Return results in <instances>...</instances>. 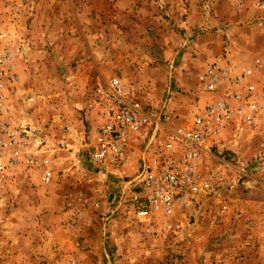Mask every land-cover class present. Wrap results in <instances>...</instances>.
Returning a JSON list of instances; mask_svg holds the SVG:
<instances>
[{"label": "rangeland", "instance_id": "obj_1", "mask_svg": "<svg viewBox=\"0 0 264 264\" xmlns=\"http://www.w3.org/2000/svg\"><path fill=\"white\" fill-rule=\"evenodd\" d=\"M6 49L16 84L0 81V91L16 125H27L24 110L50 129L60 110L81 129L98 128L92 97L113 77L153 114L165 109L190 125L222 98L201 84L207 68L264 59V0H0V54ZM66 127L50 185L40 182L41 169L21 166L0 176V264H264V194L251 183L245 198L246 169L264 183V116L252 128L229 127L198 163L213 187L193 208L172 220L137 218L140 225L133 214L110 213L118 200L109 198L112 178L101 180L73 155L83 134L75 126L78 135L63 140ZM46 136L57 139L55 132ZM114 173L122 170L104 174ZM97 192L105 204L86 206ZM67 193L74 198H63Z\"/></svg>", "mask_w": 264, "mask_h": 264}, {"label": "built area", "instance_id": "obj_2", "mask_svg": "<svg viewBox=\"0 0 264 264\" xmlns=\"http://www.w3.org/2000/svg\"><path fill=\"white\" fill-rule=\"evenodd\" d=\"M0 81L16 84L7 49L0 54ZM200 82L208 92H221L222 98L196 113L190 125L177 124L165 109L153 114L117 77L97 86L90 108L97 110L101 121L97 139L85 154L87 162L111 171L122 170L132 160L138 164L123 179L124 192L114 207L126 205L141 220L155 214L172 220L179 211H189L211 189L197 173L198 163L211 155L229 127L252 128L264 116V102L259 100L264 92V59L256 58L244 68L216 62L202 73ZM11 110L9 98L0 91V176L21 166L44 169L49 161L42 142L32 138L28 126L10 120ZM51 178V172L44 171L43 181ZM75 211L82 219L83 213Z\"/></svg>", "mask_w": 264, "mask_h": 264}, {"label": "crops", "instance_id": "obj_3", "mask_svg": "<svg viewBox=\"0 0 264 264\" xmlns=\"http://www.w3.org/2000/svg\"><path fill=\"white\" fill-rule=\"evenodd\" d=\"M88 112L89 113H93L90 109H88ZM20 113L23 114V120H24L23 122H24V124H27V125H24V126H28L31 129V134L33 135L32 138L37 139L39 142H42V147L44 148L43 150L45 152L44 158L49 161V165L47 167H45L44 169H42L41 171L43 173H44V171L51 172L52 178H51V180L48 183L43 181V179H42V181H40V182L43 185H46V186L50 185L53 182V180L56 177V175L58 174V172L56 170V166L58 165L57 161L60 158V153L63 151V147L62 146L64 145V143H63V141L61 139V137L63 136L62 134H65V132H63L64 131L63 130V126L66 125L67 127H69L68 132L66 131V133H67L66 136L68 135L69 137H66V139H63V140H67L68 142L70 141V139H68V138H70L72 135H74V133L75 134L77 133L75 131V126H77V127H79L78 131H80L81 135L82 134L83 135H82V138H80L81 140L77 141V145L78 146H74L75 150L73 149V151H72L74 153L73 155L75 157H79L81 159V163L85 164L86 168L90 169V171H95V172L99 173L98 175L100 177L104 178V179H101V180H105V176L107 178H109V177L112 178V181L114 182V187H113V193H111L109 195V198H111V196H113V197H115V199H118L121 196V194L124 192L123 183H125V182H124L123 179L126 178V177H129L130 175L133 174V169H136L137 166H138L137 159H136L135 162L132 160L126 167L122 168V175H118V174H115V173L113 175H110V174H108V175L106 174L105 175L104 174L105 173L104 169L99 170L97 168L96 169L91 168L90 167L91 165H90L89 162H87L86 155H85L87 150H88V148L97 139V127H95V129H93L94 126L92 127L88 123V127L82 126L83 128L81 129V127L79 126V122H75V121H72V120H71V122H69V119L64 115V113L62 111L59 110V111H56V119L53 120V125H51L50 129L47 128V127H44L42 129L39 124H34L33 123L34 122L33 121L34 120L33 116L25 113L24 110L22 112H20ZM11 115H12L11 118H13L15 116V112H11ZM24 116H25V118H24ZM90 119L91 120L89 122L93 123L96 126V124L93 122L94 119H92V118H90ZM71 124L75 125V126H72ZM48 131L50 133L55 132V137L57 136L56 138L58 140L54 139V141H52V140L50 141L48 139V137L46 136L49 133ZM77 135L78 134H76V136ZM73 140L75 141V139H73ZM236 143H237V141L234 142V146L233 145H231V146L233 148H236V146H235ZM69 150H72V149H69ZM217 159H218V161H222L219 158H217ZM213 162H215V161H212V163ZM239 163H240V161H239ZM244 166H245V164H244ZM248 170L249 169H246V173H245V174H247L246 175L247 176V180L245 181V183L248 185L247 189H246L247 191L245 193V198L246 199H248L250 197V195H251L250 193L253 192V190L251 188L252 186L249 185L251 183H256L257 189L260 190L262 192V194H264V183H262L259 180L254 178V173H253L254 170H253V168H251V170H250L251 172H248ZM201 176H202V180L204 182H206L207 184L211 185V187H213L212 180H211V178H212L211 175L207 176L206 173L202 172ZM121 177H122V182L120 180ZM214 178H215V175H214ZM116 183H118V185ZM210 191L211 190H209L208 192H210ZM86 194H90V191H87ZM70 196H72V198H74L73 195H68V193L63 198H66V197L69 198ZM69 199H71V198H69ZM86 200L87 201H84V203L86 202V206H89V207H91L93 209L100 208L103 205V203L105 204V201H104L105 200V195L101 194L100 192L99 193L98 192L97 193H93L92 194V198L90 199V198L87 197ZM72 206H73V204H72ZM228 208H229V206L224 207V209H228ZM109 211H110L111 214L114 213L113 215L118 214V213H121L122 215H126L127 213L131 214V211L129 210V208L126 205H123V204H122L121 207H114V208L112 207V210L110 209ZM196 212L201 213L200 209H199V211H196ZM138 221L139 220L137 219V225L143 224V223H140V221L139 222ZM146 223H148V221H146ZM106 226L108 227L109 224H106ZM144 226L146 227L147 224H144ZM260 226H262L263 233H264V218L260 222Z\"/></svg>", "mask_w": 264, "mask_h": 264}]
</instances>
